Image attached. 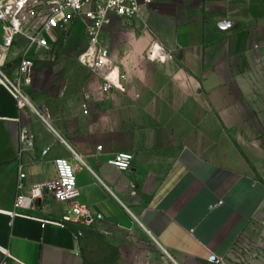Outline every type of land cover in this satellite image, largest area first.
I'll return each mask as SVG.
<instances>
[{
    "label": "crops",
    "instance_id": "1",
    "mask_svg": "<svg viewBox=\"0 0 264 264\" xmlns=\"http://www.w3.org/2000/svg\"><path fill=\"white\" fill-rule=\"evenodd\" d=\"M76 25L74 19L61 45L66 29L45 33L48 51L26 52L28 41L15 36L0 50V70L15 79L26 56L53 75L49 54L75 43ZM154 43L164 59L148 58ZM108 54L121 88L86 86L83 114L75 76L71 92L57 96L56 127L45 117L49 108L42 104L40 114L31 101L40 90L37 70L22 82V107L0 84V246L16 260L0 252V264H86L78 224L41 226L36 219L59 220L64 203L45 195L28 212L34 218L6 213L18 165L26 183L46 180L54 177L55 157L79 165L77 200L96 221L137 225L183 264H224L264 205V181L245 150L258 147L264 132V0H151L131 19L111 17ZM23 130L33 136L31 147L21 144ZM120 151L133 156L124 172L105 162Z\"/></svg>",
    "mask_w": 264,
    "mask_h": 264
},
{
    "label": "built area",
    "instance_id": "2",
    "mask_svg": "<svg viewBox=\"0 0 264 264\" xmlns=\"http://www.w3.org/2000/svg\"><path fill=\"white\" fill-rule=\"evenodd\" d=\"M151 0H0V23L2 28V42L0 50L5 52L12 46L15 36L21 35L30 47L36 50L48 51L50 45L45 33L53 29H66L74 19H78L84 28L88 39L86 51L80 55V61L86 64L100 79V90L109 92L121 88V78L118 66L109 61L107 49L99 42V33L109 25L111 17L131 19L137 16L141 7L149 4ZM150 60H162L165 54L156 43L148 51ZM3 62H0V67ZM33 59L22 57L17 64L15 82H12L0 70V84L4 85L15 98L19 107L27 103L19 84L27 83L32 71ZM116 70V72H114ZM87 93H83L81 103L82 113H87ZM23 147L33 145V136L23 130L20 134ZM97 149H100L98 146ZM19 150V154L20 151ZM48 148L41 151L44 155ZM77 157V156H76ZM133 156L130 152L120 151L106 158L105 162L120 171L130 168ZM79 160V158H78ZM79 162L82 163L81 160ZM54 177L32 183L25 182V173L22 166L17 167L16 196L13 208L6 212L10 216L19 215L34 218L28 212L34 210L37 200L48 195L52 200L64 203L59 220L50 218H36L41 226L45 224L64 225L65 222L90 225L96 221L87 206L77 200L78 191L75 185V172L79 167L67 157L53 159ZM220 202V201H219ZM0 212H3L0 210ZM0 252L13 261L5 248L0 246Z\"/></svg>",
    "mask_w": 264,
    "mask_h": 264
},
{
    "label": "rangeland",
    "instance_id": "3",
    "mask_svg": "<svg viewBox=\"0 0 264 264\" xmlns=\"http://www.w3.org/2000/svg\"><path fill=\"white\" fill-rule=\"evenodd\" d=\"M71 23L66 28L65 33L63 32L57 38L60 45L65 39L64 35H67L69 30L74 27V20ZM76 28V36H80L75 43L70 45L71 47H65L63 51H55L49 54V61L55 66V68L52 67L53 75L49 77L43 75L40 61H36L37 64H35V60H33L31 74L34 75L35 70L38 71L34 76L36 77V85L40 90L35 91L38 94L35 98H31V101L41 112L40 114H42V109L44 110L42 104L49 108V117H45L55 127L58 117L57 96L60 92H71L69 85L73 86L75 76L81 77L82 94L83 89L87 88L86 86L100 89V79L97 74L80 61V55L86 51L88 39L78 19ZM67 41L73 42L69 39ZM99 42L109 52V25L105 26L99 33ZM58 65L63 66L61 70ZM6 76L10 81L15 82L14 78ZM48 80H52L51 83ZM63 80H65L64 84ZM63 85L65 86L64 89H62ZM23 86L21 82L19 87L23 93H26ZM36 119L40 121L38 117ZM256 139L259 142L258 147L245 149L250 152L247 163L250 169L264 181V132H261ZM77 230L81 252L86 264H183L169 257L166 251L137 225H133L131 228H121L115 223L96 221L90 225L78 224ZM224 264H264V205L249 222L224 260Z\"/></svg>",
    "mask_w": 264,
    "mask_h": 264
},
{
    "label": "water",
    "instance_id": "4",
    "mask_svg": "<svg viewBox=\"0 0 264 264\" xmlns=\"http://www.w3.org/2000/svg\"><path fill=\"white\" fill-rule=\"evenodd\" d=\"M209 259L210 261H217L214 255H211Z\"/></svg>",
    "mask_w": 264,
    "mask_h": 264
},
{
    "label": "bare ground",
    "instance_id": "5",
    "mask_svg": "<svg viewBox=\"0 0 264 264\" xmlns=\"http://www.w3.org/2000/svg\"><path fill=\"white\" fill-rule=\"evenodd\" d=\"M116 70H117V69H115V71H114V72H116Z\"/></svg>",
    "mask_w": 264,
    "mask_h": 264
}]
</instances>
